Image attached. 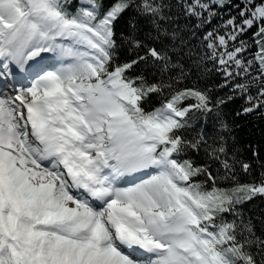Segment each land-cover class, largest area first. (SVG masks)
<instances>
[{
    "label": "snow or ice",
    "instance_id": "6c2138e0",
    "mask_svg": "<svg viewBox=\"0 0 264 264\" xmlns=\"http://www.w3.org/2000/svg\"><path fill=\"white\" fill-rule=\"evenodd\" d=\"M238 97L264 0H0V264H264Z\"/></svg>",
    "mask_w": 264,
    "mask_h": 264
},
{
    "label": "trees",
    "instance_id": "16d2710c",
    "mask_svg": "<svg viewBox=\"0 0 264 264\" xmlns=\"http://www.w3.org/2000/svg\"><path fill=\"white\" fill-rule=\"evenodd\" d=\"M214 79L217 83L220 82L218 75ZM243 106H245L244 100L238 97L230 102L226 109L228 119L233 126V135L244 149H247L249 145L264 147V116L260 113L236 116L235 113ZM245 156L251 158L252 153L245 151ZM256 203L259 204V201Z\"/></svg>",
    "mask_w": 264,
    "mask_h": 264
}]
</instances>
